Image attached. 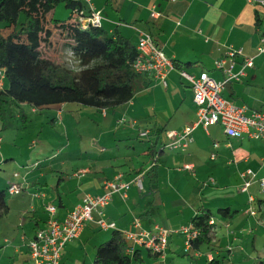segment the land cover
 <instances>
[{"label": "crops", "instance_id": "1", "mask_svg": "<svg viewBox=\"0 0 264 264\" xmlns=\"http://www.w3.org/2000/svg\"><path fill=\"white\" fill-rule=\"evenodd\" d=\"M91 1L95 10L102 13V27L109 33L118 31L136 44L141 33H152L156 44L167 56L196 75L207 71L216 80L224 79L226 73L223 68L217 67V62L231 50H241L242 54L229 59L226 66L232 63L233 72L243 74L239 80L225 85L223 96L237 106L264 110V52L259 51L264 46L263 8L248 0ZM245 58H253L251 67L245 66ZM182 68L170 71L165 84L153 74H147L152 79L151 84L132 100L114 112L99 110L102 128L91 138V142L97 149L96 141L107 147L98 149L100 153H96L91 146L85 151L83 162L79 158L82 164H73L68 173L62 170L57 180L46 177L51 165L41 160L27 159L22 162L26 164L20 167L24 172L22 174H12L10 168L2 170V166L10 165L15 157L19 158L12 149L19 148L18 142L24 136L22 131L37 119L30 116L31 122L21 130L4 129L0 121V188L7 190L11 183L24 187L22 193L10 195L16 198L14 204L7 202V217H10L13 206L21 214L17 222H14L15 219L10 222L12 239L0 240V264H32L28 243L48 219L47 205L57 206L61 201L56 217L62 220L88 194H104L105 181L119 179L129 182L143 168L142 187L131 186L125 198L115 194L105 208L104 217L115 222L116 229L120 231L151 229L155 225L178 230L190 223L199 207L214 211V215L219 208L229 207L232 211L242 210L245 215L258 216L256 210L264 206V191L257 184L246 192L241 187L243 173L249 169L257 178L264 177V140L245 135L229 137L220 124L208 128L196 127L191 135L192 141L183 149L165 148L158 166L157 183L152 184L147 177L151 164L148 157L146 160L143 157L146 149L137 142L153 137L154 140L149 141L154 143L155 130L163 129L160 144L164 145L170 140L169 133L182 131L197 120L194 92L191 84L180 75L179 69ZM66 104L45 108L53 109L55 117L44 114L42 119L56 123L63 116ZM24 106L27 111L42 115L43 111L30 105ZM118 133L121 140L129 142L130 155L120 152L116 143ZM134 135L136 138H133ZM33 141L36 143L37 137ZM60 153L64 155L67 151L62 148ZM250 194L254 196L251 203ZM254 205L258 209L255 210ZM249 209H253L255 215ZM93 216L80 237L66 245L60 264H93L97 247L110 238L113 230L102 229L97 223L100 215L94 212ZM231 218L218 220L214 217L217 224L215 237L208 250L202 246L198 251H187L186 237L177 232L170 235L165 254L154 255L141 248L143 260L133 264H193V255L199 261L211 259L220 254L222 245L231 241V234L224 236L220 230L222 226L230 225ZM135 219H139L140 226L133 225ZM253 229L259 228L256 226ZM186 252L190 253L188 262L180 259ZM4 258L5 263H2Z\"/></svg>", "mask_w": 264, "mask_h": 264}, {"label": "trees", "instance_id": "2", "mask_svg": "<svg viewBox=\"0 0 264 264\" xmlns=\"http://www.w3.org/2000/svg\"><path fill=\"white\" fill-rule=\"evenodd\" d=\"M60 5L70 10L68 20L56 18L55 10ZM80 11L91 14L84 0H0V68L6 73V86L0 91V121L4 129L21 130L31 122L24 105L42 111L53 105L76 102L114 112L151 84L147 74L134 68L139 54L136 42L118 31L109 33L102 26L83 27L76 17ZM58 34L63 36V42L56 43ZM62 48L70 51L75 65L54 56ZM174 63L177 68L184 66ZM162 131L155 130L156 141L144 151L151 164L147 177L152 184L157 183L158 166L165 150L160 144ZM6 191L0 188V218L9 212ZM59 206L61 201L56 207ZM198 211L190 221L197 232L190 239V251H198L203 245L209 248L215 237L214 213L202 208ZM236 212L229 207L218 209L226 218ZM40 228L44 227L37 230ZM112 229L110 238L97 247L93 264L139 263L143 260L141 248L153 253L145 246H134L132 255L128 254L132 244L125 231ZM191 259L195 260L193 264H229L220 254L201 261L194 255Z\"/></svg>", "mask_w": 264, "mask_h": 264}, {"label": "built area", "instance_id": "3", "mask_svg": "<svg viewBox=\"0 0 264 264\" xmlns=\"http://www.w3.org/2000/svg\"><path fill=\"white\" fill-rule=\"evenodd\" d=\"M254 5L264 9V0H248ZM91 14H84L83 11L76 12L83 27L91 25L102 26L103 16L100 11H96L91 0H84ZM264 42V37H263ZM138 57L134 61V68L138 73L153 74L155 78L166 83L168 73L176 69L174 60L166 55L164 50L156 44L154 38L149 33H141L138 42ZM264 52V46L259 48ZM237 54L241 55V50H231L227 55L217 62L218 68H223L226 77L222 80L212 78L207 71L199 75L190 73L186 69H179L180 75L186 79L194 92V102L197 106V120L182 131L169 133L170 140L165 142L164 147L168 149H183L192 141L191 135L198 126L208 128L213 125H222L225 133L229 137L239 138L247 136L256 140H264V110H250L247 106H237L223 96L225 85L232 80H239L243 72H233V64L226 66L229 59H233ZM253 58H245V66L251 67ZM6 73L4 68H0V91L6 86ZM145 135V134H142ZM144 173H138L131 181L122 182L119 179L107 180L105 187L108 191L101 196L88 195L81 203L73 207L67 216L59 220L56 217L57 207L53 204L46 206L48 220L44 228L37 230L33 238L29 241V253L32 264H60L63 250L66 244L79 238L86 224L93 220L94 212L100 215L97 223L102 229H112L116 227L115 222L108 221L104 216V208L110 204L115 194L122 197L127 196V190L133 185L142 187ZM244 182L241 187L243 192L249 191L254 184L264 191V177L257 178L252 170L243 173ZM24 187L17 183H11L7 191L11 194H19ZM254 201V196L249 195V202ZM249 212L255 215L253 209ZM133 225L140 226L139 219H135ZM183 233L186 235V250L190 249V239L197 236L191 225L183 226L180 230L172 232L170 229L155 225L150 230L140 229L139 231L126 230L124 234L131 241L132 246L127 249V253L132 255L134 246H145L151 252L163 255L168 249L169 237L172 233Z\"/></svg>", "mask_w": 264, "mask_h": 264}, {"label": "rangeland", "instance_id": "4", "mask_svg": "<svg viewBox=\"0 0 264 264\" xmlns=\"http://www.w3.org/2000/svg\"><path fill=\"white\" fill-rule=\"evenodd\" d=\"M55 16L60 20H68L70 18V10L65 9L63 5H60L55 10ZM55 39L56 43L64 41L63 36L61 37L60 34L56 35ZM61 50H58L56 53L53 52L54 56L58 59H65L66 61L68 60L69 63L75 65L73 56L70 54V51L64 48H62ZM42 111V115L39 116L37 115L38 113H32L30 112V110H28L30 116L33 119L37 120L32 123V125L27 130L22 131V133H24V136L23 139L18 142L19 148L12 149V152L18 154L19 158L15 157V159H12V163L10 165L2 166V170L10 168L9 171H11L12 174L15 172H20L22 174L24 172L20 167L26 165L22 162L27 161V159L31 161L41 160L51 165V171L46 177L48 179L54 178L55 180H57L59 174L62 173V170L63 172L68 173L72 170L71 168L73 164H82L79 163V158L83 162V160L85 159V151L91 146L94 148V151L96 153H100L98 149L107 147L100 141H96L98 145L97 149L92 145L91 142V138L95 137L98 131L102 128V117L98 109L89 106H83L76 102H71L66 104L65 108H63L64 114L60 119H58L61 121L58 122L57 120L56 123L51 122V120L49 119H42L44 114L55 117L53 109H46ZM29 136L32 137L29 139ZM36 137L37 142L35 143L33 139ZM133 138H136V135H134ZM116 139V143L120 148V152L130 155L131 149L128 147L130 146L129 142L127 140H121L122 137L119 133ZM149 139H151L152 141L154 140L153 137L145 138L144 140L138 141L137 145H140L141 148L146 149L150 144H152ZM62 148L67 151V153L64 155L60 153ZM54 155L56 156V158H54ZM143 157H145L146 160V154H143ZM105 183L106 181L104 182L106 193L108 189L105 187ZM137 187L141 188L140 186ZM10 195L12 194L7 191V202L12 205L15 203L16 198H11ZM19 197L22 198L23 196ZM247 207L249 208V205ZM253 207L255 208V210L258 209L257 205H254ZM12 208L13 209L9 214L10 217H7L6 215L0 218L1 241H4L5 238H11V236L13 235V227L10 225V222L12 221V219H15L14 222H17L19 219L18 215L21 214L20 211L15 209V206H13ZM198 212L199 211L197 210L196 214H198ZM256 213L258 214L256 218L248 214L245 215L242 210L240 212L238 211L236 214L233 213L232 218L230 219V225L227 227L222 226L220 228L221 234H224V236H226L227 234H231V241L229 242V244H224L219 249L220 256L222 258L225 257L226 259H228L227 261L229 262V264H264V206L262 207V209L259 208L258 210H256ZM215 216L218 220L224 218V216L222 214H219L217 210L215 212ZM188 225H190V223H188ZM256 226L259 229H253V227ZM181 228L182 226L178 230H180ZM170 230L172 232L178 231L172 229ZM184 236L186 237V235ZM128 241L131 243L130 240ZM203 247L204 250H208L207 245H203ZM180 259L185 260L186 262L190 261L188 256L184 257L181 255ZM5 260L6 258L2 260V263H5Z\"/></svg>", "mask_w": 264, "mask_h": 264}]
</instances>
